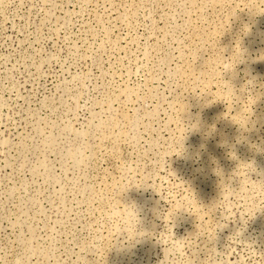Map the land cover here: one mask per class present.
Here are the masks:
<instances>
[{"label": "rangeland", "instance_id": "374dc122", "mask_svg": "<svg viewBox=\"0 0 264 264\" xmlns=\"http://www.w3.org/2000/svg\"><path fill=\"white\" fill-rule=\"evenodd\" d=\"M0 264H264V0H0Z\"/></svg>", "mask_w": 264, "mask_h": 264}]
</instances>
